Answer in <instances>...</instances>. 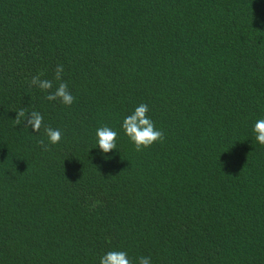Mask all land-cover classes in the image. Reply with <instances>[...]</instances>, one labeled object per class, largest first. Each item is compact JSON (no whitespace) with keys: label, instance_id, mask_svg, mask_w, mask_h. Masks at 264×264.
<instances>
[{"label":"trees","instance_id":"trees-1","mask_svg":"<svg viewBox=\"0 0 264 264\" xmlns=\"http://www.w3.org/2000/svg\"><path fill=\"white\" fill-rule=\"evenodd\" d=\"M58 64L71 106L30 87ZM140 103L164 135L137 151ZM262 118L264 0H0V264H264Z\"/></svg>","mask_w":264,"mask_h":264},{"label":"clouds","instance_id":"clouds-1","mask_svg":"<svg viewBox=\"0 0 264 264\" xmlns=\"http://www.w3.org/2000/svg\"><path fill=\"white\" fill-rule=\"evenodd\" d=\"M64 67L58 64L55 68L53 79H42V74L33 76L30 87L38 88L45 93V99L49 102L59 101L64 106H71L75 97L69 91L68 84L63 80ZM55 81V83H54ZM149 106L145 103L136 105L129 114L123 116L121 129L137 151L149 148L163 140V132L149 116ZM18 122H26L32 132H39L43 126V116L39 111H31L27 117L23 110L16 113ZM44 134L48 144L56 145L62 140L61 130L58 128L44 127ZM255 142L264 146V118L257 119L252 127ZM118 132L107 125H102L95 130L96 147L104 159H111L109 153L116 155ZM99 264H152L150 256H137L135 262L124 250L113 249L103 253L99 257Z\"/></svg>","mask_w":264,"mask_h":264}]
</instances>
